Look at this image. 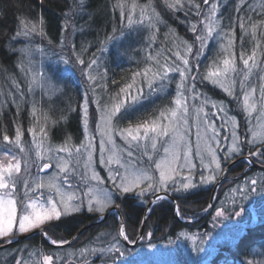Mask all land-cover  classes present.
I'll use <instances>...</instances> for the list:
<instances>
[{
  "label": "rangeland",
  "instance_id": "obj_1",
  "mask_svg": "<svg viewBox=\"0 0 264 264\" xmlns=\"http://www.w3.org/2000/svg\"><path fill=\"white\" fill-rule=\"evenodd\" d=\"M212 2H216L218 4L217 0H209V4L203 3L201 6L202 11L200 12L199 15H197L196 10L192 11L191 14L196 13V17H195V21H196L195 24H197L196 34H198L199 30L203 28V24L200 23V21L204 19V13L208 11L210 4ZM222 3L227 5L224 22L219 20L218 19L219 17L217 18L220 22V26L213 33L212 37L205 42L206 46L204 48L203 54L199 57V59L197 60L194 56L189 57L190 66H192L193 68L192 75L197 77V79L193 82L195 84V92L199 95L200 99L187 100V103L189 105H199L202 100L207 98L218 105H222L226 109L227 115L233 117L238 124V128L236 131L240 138L241 151L239 155H233L230 159H225V153L227 152V149L231 144V131L229 128H220V125L223 123V119H224L223 112L217 111L216 108H211L210 105L205 106V112L209 113V118L211 122L218 129L219 136L221 137V140L219 141V147L216 149V153H217V158L220 160L222 170L216 176L217 180L221 177V174L224 171V169L227 167L226 165L228 162L232 161L233 159L235 160L238 157H241L249 150L250 151L254 150L253 146L250 145L248 141H251L253 139L252 132L253 131L259 132L260 131L259 125L262 122H264V120L261 119L260 91H259L260 86L264 84V81L261 80V76H264V71H262V69H264V26L258 27L257 29V35H258L257 40L260 42V47L256 49L257 51L256 59L258 66L255 69H253L252 75L249 77V80L246 82V90L248 87L256 88V92L253 94L251 101V102H255L256 104L255 111L249 113L248 111L243 110V94L239 87V81L243 79L242 75L234 74L237 80V84L233 96H229L221 87L214 85L209 80L201 79L202 74H206L208 70H212L215 65H219L220 67H222L223 65L222 63H220V61H222V59L224 58H229L226 53H222L220 51L221 43L227 44V40L223 38L222 34H218V33L231 32L233 36V31H234L233 28L236 24H235V20L230 21L229 18L232 17L234 19V12L237 11L236 8L239 5V0H222ZM248 9L249 10L247 11H250V13H252L251 12L252 10L253 11H255V9L259 10L258 7H255V4L249 5ZM230 10H233V13ZM253 22L255 21L251 20L249 23L248 22L245 23L246 27H248L249 29L247 34H245L239 27L240 33L246 40L243 46L239 43V41L234 40L233 37L234 46L232 48V52L234 54L235 63L238 70L244 69L243 62L240 59L241 54L244 53L245 57L247 55H251L253 48L256 47L257 41H254L251 38L250 25ZM157 23H160V21ZM141 26H142L141 28L142 31L133 30L123 35L122 37L116 39L113 44L114 52L110 56L106 55V51H104L97 53L93 56L84 57L83 59L78 57L79 59L77 60L69 61L66 56V53H62L61 55L62 58L56 57L59 61L54 58L48 59L46 57L42 59H37L32 62L28 61L25 64V70H24V78L26 79L25 87L27 94L29 95V96L26 95V99H25V102L27 103L26 117L30 118V123L28 130H26L25 132L21 131L22 145L33 147L34 149V145H33L34 137L32 132L29 131L30 128L36 130L37 132V135L35 137L36 140L44 139L45 147L51 146L55 148V147H63L65 145H68V147L71 149L74 147H79L82 143H87V137L85 135V129H84L83 106H84L85 98L87 97L88 99V131L90 136L92 137V142L95 147V151L93 154V158H94L93 167L96 173L100 176L103 183H97L96 181H91V180H89L87 184L82 183L81 177L84 176L85 169L82 166L75 167L73 164L69 165L70 168H75V171L73 172L70 178L72 187L69 188L68 184L64 183L63 180H60L57 183L65 198H67L70 195H75L77 197L84 198V193L88 190V187L91 186L94 189L92 193V195L94 196H99L103 198L106 193L111 194L112 205L108 207L103 213L89 212L86 206L82 208V210L79 213L81 212L91 213L96 216H99L100 218L102 215L106 213L108 209L114 207L117 204V201L121 199L123 196L135 193L137 195L136 197L138 199V202L144 205L145 207V205L147 204L146 198L149 197L150 195H154L151 190L145 191L144 195L142 196L138 195L137 193L140 191V189H135L133 192L122 194L120 191L117 190L116 187H114L112 181L108 178L109 177L108 168L105 167L104 164H101L99 162L101 155L100 144L102 137L99 131L97 130V125L100 124L101 112L98 109L96 100L99 99L101 105H109L111 103V100L107 99L104 93V91L106 90V85L110 84V86H114L113 89H109V91H113V94L115 93L117 95L120 92V89L124 87L126 83L132 82V80L131 82H126V80H123L121 78L122 73H124L127 70L138 69L140 67V69L137 72L141 73V75L138 76V80H136V86L142 89V95L139 103L136 104L134 108L128 109L127 111H124L122 109L120 115L123 118L120 119V127H128V126L135 127L136 124L141 122L150 123L153 119L159 117L160 111L166 108L175 107L173 101L177 93L176 85L180 80L178 73L170 72L168 74L169 80L171 82H169V80L164 81V83L168 84V87L163 93L152 92L147 87L145 78L143 76L144 70L146 68H152L153 72H158L160 71V69L155 64L154 61H150L147 59L148 56H155L157 52H155V50L150 49V46L153 44V41H151L150 43L149 35L147 34V31H149L148 25L142 22ZM163 33L166 34L165 39L166 38L169 39L168 44L170 48L168 49L169 51H165L161 49L162 51L159 52H162V56L158 57V59H160L161 63H163L164 58L166 57L169 63L172 62L179 63V61H177L176 56L173 55V53L179 50L181 51V54H183V45L180 44L181 39L176 38L175 36H172L170 34H167L166 31H163ZM196 34L190 31V33L188 34V38L190 40L189 43L193 42L194 35ZM174 43L180 45V47L173 48ZM196 46L199 47L198 42ZM235 46H238L239 49L235 50L234 49ZM81 60L83 61V63H80ZM92 60H96V64L92 65V67L89 68L88 65ZM69 62L71 63V65H69ZM104 66L108 68L107 70L114 72L112 77L106 81L104 75V68H105ZM89 75L96 77V79L94 81L90 80ZM151 75L152 74L149 73V78H151ZM160 83L161 81L157 79L153 86L158 87ZM205 87H206V91L204 90ZM213 90H216L217 91L216 96H220V97H213L212 95L207 93ZM75 109L78 111L79 116L81 118L79 135L76 141L68 139V140H62V142L60 143L57 142L51 143L50 141L51 139L49 137V127L51 124L54 125V123L56 122V120L55 122H53V120L56 118V116L57 117L62 116L63 119H65V117L66 116L68 117V115L71 112H74ZM33 110H35L36 113L35 116L33 115ZM236 115H238L240 119ZM164 123H167V121H164ZM189 123L190 125H192L189 135V140L193 146L192 161L196 165V168L193 170V182L197 184L198 187L206 188L207 186H211L213 182L209 184H200V173L203 172L204 175H207L208 171L200 167V160L195 155V145L197 140L195 120L190 119ZM40 126H43L44 132L46 133V137H42L40 135L39 132ZM15 134L16 131L14 132L12 137L8 136L10 141L15 140ZM115 140L118 145H120L125 149V151L122 153V162L125 163L131 170L145 169L148 170L149 174L155 176L156 178L159 177V172L155 169L154 162L158 161L160 157L163 156V149L160 144H158L159 152L154 153L153 160L149 161L148 157L142 154V150H138L136 148L132 149L133 154L131 157H129L127 155L128 146L124 143V141L121 140L118 136L115 137ZM0 145H2L0 146V160L4 158L5 154L9 149H11V151L16 153L17 155H20L19 149L15 147L13 143L3 141V137L0 138ZM52 154L57 156H62L65 158L68 157V154L66 152H59ZM239 161H236L235 163ZM253 162L262 165L261 163L255 161ZM235 163H233L231 166H233ZM246 163L248 164V162ZM111 167L113 169H118L121 173L125 171V169L119 168V166L116 164H113ZM228 170H226L223 177H227V174L229 173ZM30 171H31V175L35 176L37 169L33 167ZM58 172L59 169L55 167V164H53V167L41 171L39 175L47 179L48 177L52 176L53 173H58ZM182 172L183 174H187V169H182ZM63 175L64 174H61V176ZM88 175H90V173ZM26 177L27 174L23 172V167H22V171L19 174V183L16 186V191L18 193L17 196L18 201L24 199L25 189H24L23 181ZM181 178H182L181 176L174 177V179L177 181H179ZM253 179L257 180L260 183L262 182V187L259 188V191L264 192V177H260L258 179L253 177ZM253 179L246 181L248 184V191L251 193L254 192L252 191L251 188L252 185L251 180ZM258 185L259 183H257L256 186ZM141 187L146 188L147 183L145 182L144 184L141 185ZM173 187L174 185L169 183L168 190H170V192H173L172 191ZM238 189L239 187L236 186L229 192L231 198L237 197L239 195L237 194ZM40 193H43V195H40ZM156 193H167V192L158 191ZM30 195L32 196L33 199L37 201L38 211L40 210L41 203H43L45 207H48L47 200L50 197L55 202H57L59 207L60 197L57 195L55 189H50L46 186L44 189H41L36 193H30ZM164 199L167 198L164 196ZM77 202H78L77 200H74L71 201L70 203H77ZM228 202L229 201L223 202L218 207H216L215 211L213 212L212 214L213 226L210 227L213 230L209 228L207 231L204 232L203 235H197L198 238H195V236L192 237L191 235H188V233L183 232L179 235L178 238L176 237L174 239L165 238L159 241L157 237L152 236L153 235L152 230L145 231V227H144L145 223H144L142 234L140 238L137 240V244L134 248L124 246L119 241L118 238L115 241H113V237H117V228H115V230L107 232L106 234L102 232L99 233L98 230L97 232H95L96 236L90 240V243H86L84 245L86 240L85 239L84 241L82 240L78 243H75L77 244V247L71 245L70 249H68L67 247L65 251L52 253L50 254V256L53 257V264H85V261H87V264H178L177 262L178 257L184 255H190L191 257L192 253L196 251L197 255L199 256L204 255L202 259L203 261H205L214 252V247L213 246L211 247V243H215V242L217 243L220 241L221 238H227L228 240L234 241L236 239V236L241 232L240 230L242 224L241 225L237 223L232 224V221L228 220L227 218V214L225 213L224 210L227 208ZM86 203L87 201L85 199V205ZM150 209L151 206L146 213L145 222ZM27 211L31 212L32 210L28 209ZM218 211L222 212L223 215L217 217L216 213ZM17 213L18 215L20 214L19 204L17 208ZM72 214H76V213H69L67 216ZM114 215L117 219L121 218V217H117L116 214ZM62 217H66V216H61V218ZM256 217H264V211L252 217V219H254L253 220L254 222L257 220ZM52 220H55V218ZM224 221H226V224L224 223ZM47 222L49 221H45L44 224L41 225V227L31 229L26 233L42 228ZM251 223L253 222L251 221ZM122 225L123 222L121 219V226ZM202 231H204V229H202ZM13 232L16 234L15 236L26 234V233L23 234L19 233L17 225L13 226ZM46 238L49 241H51V239L48 236H46ZM135 238L133 239L128 238L126 241L130 245H133L134 243H136ZM0 239L9 240L10 238L0 237ZM113 244L119 247L121 249V253L123 254L107 251V249L112 247ZM92 249H95V251H91ZM82 250H84V255H81ZM39 256L40 255H37V252H31V253L27 252L25 254L24 253L20 254L18 256V259H20L19 262L21 263L19 264H44L42 256H40L41 258ZM257 261H259L257 262V264H264V253L260 254V256L257 258Z\"/></svg>",
  "mask_w": 264,
  "mask_h": 264
},
{
  "label": "trees",
  "instance_id": "obj_2",
  "mask_svg": "<svg viewBox=\"0 0 264 264\" xmlns=\"http://www.w3.org/2000/svg\"><path fill=\"white\" fill-rule=\"evenodd\" d=\"M120 2L125 5L123 16H121L120 7L117 6L118 0H84L83 4L81 0H0V138L4 135L12 137L18 127L24 132L29 128L30 118L26 117L27 103L25 102L28 94L24 78L25 64L28 61L32 62L46 57L48 59L62 58V53H66L69 61L77 60L78 57L83 59L104 51L110 56L114 52L113 44L116 39L133 30L142 31L141 21L147 25L155 23V28L148 26L149 31H147L149 40L155 34V40L150 46V49L155 52L169 51V39H165L166 34L163 31L181 40L190 41L189 27L196 23V13H191L196 8L189 5L187 0H182L183 7L177 6L175 9H170L166 0H135L138 5L135 11L129 7L132 0H120ZM217 2V18L219 17L218 19L224 22L227 5L223 4L222 0H217ZM150 3L151 7H148ZM195 3L202 6L203 0H195ZM252 4H255L259 10H252V13L247 11L249 5ZM262 5H264V0H247L239 11L234 12V19L229 18L230 21L235 20L236 24L233 28L234 40L239 41L242 46L246 40L240 33L239 23L242 20L244 23H249L251 20L259 23L264 20ZM141 8L146 9L143 16ZM153 11L158 15V19L153 16ZM230 11L233 13V10ZM129 16L132 19L131 24H129ZM248 17H251V20ZM159 21L160 23H157ZM33 25L36 26V30L30 31ZM234 49L239 48L235 46ZM69 65H71L70 62ZM107 69L104 68L105 81L114 74ZM139 69L140 67L127 70L122 73L121 78L126 82H131L132 76ZM135 79L138 80V76ZM113 87L110 84L106 85L104 93L107 99L111 100V97L116 96L113 91H109ZM204 90L206 91V87ZM207 93L213 97H220L216 96V90ZM236 116L240 119L238 115ZM53 122H55L54 125L51 124L52 126L49 127L51 143H60L68 139L76 141L81 124V118L76 109L65 119L62 116H56ZM260 151L264 152V148ZM251 152L252 150H249L247 153ZM251 158L264 165V155L255 154ZM247 167L246 161L242 160L229 168L227 177L215 191L209 213L199 223L180 224L173 217L171 202L167 199H159L149 210L144 226L145 231L152 230V236L157 237L159 241L165 238H178L183 232L198 238L197 235H203L213 226L212 214L216 207L229 201L224 210L228 220L232 221V224H242L241 232L236 239L233 241L221 238L219 242L211 243L214 252L206 260L204 259L205 261L202 259L204 255L199 256L195 251L191 257L190 255L178 257L177 262L178 264H257L259 262L257 258L264 253V217H256L255 222L252 217L264 211V192L259 191L262 182H258V186L251 185V188H256V192H249L246 181L253 177L256 179L264 177V171L246 170ZM213 184L206 188L197 187L181 192L167 191L175 200L179 217L182 220H193L205 212ZM236 186L239 187L237 192L239 195L231 198L229 192ZM136 196L134 193L119 199L122 226L129 239L136 237L145 210L144 205L138 202ZM146 199L148 200L149 197ZM95 218L96 215L91 213H76L59 220H51L41 230L45 236L51 237V240L55 239L58 243H63L83 226L91 224ZM224 223L226 224V221ZM117 226L118 219L114 215L109 216L102 223L82 232L71 245L77 247L75 243L85 239L84 245L90 243L98 230L99 233L106 234L115 230ZM9 240L0 239V245ZM66 249L51 248L46 246L38 236H31L0 250V264H19L21 262L18 256L27 252H37V255L42 256L43 259L45 255Z\"/></svg>",
  "mask_w": 264,
  "mask_h": 264
},
{
  "label": "snow or ice",
  "instance_id": "obj_3",
  "mask_svg": "<svg viewBox=\"0 0 264 264\" xmlns=\"http://www.w3.org/2000/svg\"><path fill=\"white\" fill-rule=\"evenodd\" d=\"M84 0H81L83 4ZM189 5H192L197 10V15L202 11L201 5L195 3V0H187ZM247 2V0H239V5L236 8L237 11ZM167 6L170 9H175L177 6L183 7L182 0H166ZM204 4H209V0H203ZM118 7L121 9V16L124 15L125 5L118 0ZM132 11H135L138 5L135 0L129 6ZM151 7V3L148 5ZM264 7V5H262ZM142 16L145 14L146 9H140ZM218 4L212 2L207 12L204 13V19L200 21L203 24V28L197 33V24H192L190 31L194 34V40L192 43L188 41H180L183 45V54L177 50L173 53L176 56L179 63H169L167 58H164V62L158 57L162 56V52H157L155 56H148L147 59L154 61L160 71L153 72L152 68H146L143 76L145 78L147 87L152 92L163 93L168 87L164 81L169 80L168 74L178 73L180 80L176 85L177 93L173 101L175 107L166 108L160 111L159 117L153 119L150 123L141 122L136 124L135 127H120V119L123 117L120 115L122 109L127 111L134 108L139 103L142 89L136 86V76H140L141 73L137 72L133 75L132 82L126 83L124 87L120 89V92L111 97V103L109 105H101L99 99L96 100L98 109L101 112L100 124L97 125L102 139L100 144V163L104 164L109 170V179L112 181L114 187L118 191L123 193L133 192L135 189H140L138 195H144L145 191L151 190L153 194L158 191H168L169 183L173 184L172 191L181 192L189 189H195L198 187L193 182V170L196 165L192 161L193 146L189 140L190 119L195 120L196 127V145L195 155L200 160V167L208 171L207 175L203 172L200 173V184H209L215 181L216 176L221 169L220 160L217 158L216 149L219 147V131L216 126L211 122L209 113L205 112V106L210 105L211 108H216L217 111L224 113L223 123L220 128H229L231 131V144L225 153V159H230L233 155H239L241 151L240 138L237 134L238 124L233 117L227 115L226 109L222 105H218L215 102L205 98L199 105H189L188 99L198 100L199 95L195 92V84L193 83L197 77L192 75L193 68L190 66V56H194L197 60L203 54L205 48V42L212 37L213 33L219 28L220 22L217 19ZM153 16L158 15L153 11ZM145 18H148L145 16ZM129 24L132 23L131 16H129ZM251 20V17H248ZM143 21H141L142 23ZM21 23H24L21 21ZM150 28H155V23H149ZM264 26V20L259 23L253 22L250 25L251 38L257 41L256 47L253 48L251 55L242 53L240 59L243 62L244 69L238 70L235 63L234 54L232 52L234 40L232 33H218L222 34L223 38L227 40V44L221 43L220 51L226 53L229 58H224L219 65H215L212 70H208L206 74L201 75V79L209 80L214 85L221 87L229 96L234 95L237 80L235 75H242L243 79L239 81V87L243 94V110L251 113L256 110V104L252 101L253 94L256 92V88L248 87L246 90V82L252 75L253 69L257 64V51L260 47V42L257 40L258 27ZM27 27V25H26ZM239 27L247 34L249 29L246 27L243 20L240 22ZM30 31H35L36 26L33 25ZM155 40V34L150 37L151 41ZM197 42L199 47H197ZM180 45L173 44V48H179ZM79 59V58H78ZM251 62V63H250ZM80 63H83L81 60ZM96 64V60H92L88 67ZM264 71V69H262ZM151 73V78H149ZM90 80H95L96 77L89 75ZM159 79L161 83L158 87H154L155 81ZM261 80L264 81V76H261ZM169 82H171L169 80ZM94 91V90H93ZM260 91V108L261 119L264 120V84L259 88ZM190 94V95H189ZM191 108V111H190ZM84 129L87 137V143H82L79 147L69 148L68 145L63 147H45L44 139L36 140L37 132L35 129L30 128L29 131L33 134V147L24 146L21 143L22 133L19 127L16 130L15 140L10 141L8 135L3 136V141L13 143L15 147L19 149L20 155L12 152L11 149L7 151L4 158L0 160V237L15 238L13 232V226H18L19 233L23 234L31 229L39 228L45 221L52 219L59 220L61 216H67L69 213H79L85 206L89 212L103 213L108 207L112 205L111 194L106 193L103 198L92 195L94 189L89 186L88 190L84 193V198L70 195L67 198L64 197L60 190L58 181L63 180L67 183L69 188L72 187L70 178L75 171V168H70L69 165L73 164L75 167H83L85 169L84 176L81 177V182L87 184L89 180L96 181L97 183H103L100 176L96 173L93 164V154L95 151L92 137L88 131V99L85 98L84 106ZM35 110L33 115L35 116ZM167 121V123H164ZM259 132H252L253 139L248 141L253 146V154L264 155V152L260 151L264 148V122L259 125ZM39 132L42 137H46L43 126L39 127ZM119 137L128 146L127 155L132 156V149L136 148L142 150V154L146 155L149 161L153 160V154L159 152L158 144L162 146L163 156L158 161H155V169L159 172V177L149 174L148 170L139 169L131 170L125 163L122 162V153L125 151L123 147L116 143L115 137ZM167 138V139H165ZM2 146V145H0ZM66 152L68 157L57 156L52 153ZM34 156V158H33ZM86 157V158H85ZM59 169L58 173H53L52 176L45 179L41 177L39 173L47 170L51 167ZM116 164L119 168L125 169L121 173L118 169H113L111 166ZM214 166V167H213ZM27 174L24 179V199H17L18 193L16 186L19 183V174L22 171ZM35 167L37 169L36 175H31V169ZM182 169H187V174H183ZM90 173V175H88ZM61 174H64L61 176ZM175 176H181L182 178L177 181ZM147 183L146 188H142L141 185ZM258 181L253 179L251 184L257 185ZM55 189L57 195L60 197L59 207L51 197L47 200L48 207H45L43 203L40 204V210H37V201L32 198L30 193H36L45 187ZM252 191H256L253 187ZM43 195V193H40ZM85 199L87 201L85 205ZM159 199L163 200L164 197L160 196ZM77 200V203H70ZM27 201V202H25ZM18 204L20 206V214L17 213ZM31 209V212L27 210ZM223 213L218 211L216 216H222ZM239 215V213H236ZM118 236L124 237L125 240L128 236L125 234L124 228L121 226L118 229ZM51 238V237H50ZM117 237H113L115 241ZM53 244L58 243L57 240L52 239ZM91 251H95L92 249ZM104 251V250H101ZM109 252L121 253V249L116 245H112ZM123 254V253H121ZM81 255H84L82 250ZM58 259V257H57ZM44 264H53V257L45 255L43 257ZM87 264V261H85Z\"/></svg>",
  "mask_w": 264,
  "mask_h": 264
},
{
  "label": "water",
  "instance_id": "obj_4",
  "mask_svg": "<svg viewBox=\"0 0 264 264\" xmlns=\"http://www.w3.org/2000/svg\"><path fill=\"white\" fill-rule=\"evenodd\" d=\"M253 154V153H252ZM239 160H245L248 162L249 166L247 168V170L249 169H256V170H260V171H264V166L263 165H259V164H256L254 163L252 160H251V157L249 155H245V156H241V157H238L237 159H235L232 163H230L225 169L224 171L222 172L221 174V177L214 183L212 189H211V194H210V198H209V204H208V207L206 209V211L203 213L202 216H200L199 218L197 219H194V220H191V221H183L182 219H180L179 215H178V211H177V208H176V203L174 201L173 198H171L168 194L166 193H156L154 195H152L149 200H148V203L146 204L145 206V210H144V215H143V220H142V223H141V226L138 230V233H137V236L135 238V241L136 243H134L133 245H130L129 243H127V241L122 237V236H118V239L127 247H130V248H134L137 244V240L140 238L141 234H142V231H143V226H144V223H145V217H146V213L148 211V209L150 208L152 202L160 197V196H165L167 197L171 203H172V209H173V217L176 221H178L180 224L182 225H192V224H197L199 223L204 217H206V215L209 213L210 209H211V201H212V197L214 195V192L216 190V188L218 187V185L221 184V182L224 180V174L226 172V170L233 164L235 163L236 161H239ZM116 209L117 211V208H114ZM111 209H109L102 217V219L100 220H97L95 221L94 223L92 224H89V225H86V226H83L81 229H79L67 242L63 243V244H51L44 236L43 232L40 230V229H37V230H34V231H31L29 233H26V234H23V235H19V236H16L14 239H12L11 241L7 242V243H4V244H1L0 245V250L2 249H5V248H8L16 243H19V242H22L24 241L25 239L31 237V236H38L42 241L43 243H45L46 246H49V247H52V248H65V247H68L70 246L73 241L83 232L85 231L87 228L89 227H92L96 224H99L101 223L103 220H105L109 213H110ZM121 227V220H119V224H118V228H117V234H118V229Z\"/></svg>",
  "mask_w": 264,
  "mask_h": 264
},
{
  "label": "flooded vegetation",
  "instance_id": "obj_5",
  "mask_svg": "<svg viewBox=\"0 0 264 264\" xmlns=\"http://www.w3.org/2000/svg\"><path fill=\"white\" fill-rule=\"evenodd\" d=\"M116 206L118 207L117 208V210L119 211V213H120V210H119V200L117 201V204H116ZM114 214L112 213V215L111 216H113Z\"/></svg>",
  "mask_w": 264,
  "mask_h": 264
},
{
  "label": "bare ground",
  "instance_id": "obj_6",
  "mask_svg": "<svg viewBox=\"0 0 264 264\" xmlns=\"http://www.w3.org/2000/svg\"><path fill=\"white\" fill-rule=\"evenodd\" d=\"M92 223H94V222H91V224H92ZM88 225H89V224H88ZM96 225H97V224H96ZM96 225H94V226H96ZM94 226H92V227H94ZM92 227H89V228H92ZM87 229H88V228H87Z\"/></svg>",
  "mask_w": 264,
  "mask_h": 264
}]
</instances>
